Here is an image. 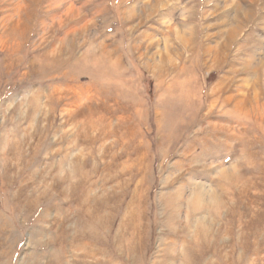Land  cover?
<instances>
[{"label":"rangeland","instance_id":"374dc122","mask_svg":"<svg viewBox=\"0 0 264 264\" xmlns=\"http://www.w3.org/2000/svg\"><path fill=\"white\" fill-rule=\"evenodd\" d=\"M0 264H264V0H0Z\"/></svg>","mask_w":264,"mask_h":264}]
</instances>
